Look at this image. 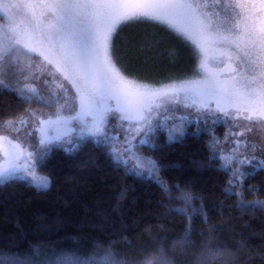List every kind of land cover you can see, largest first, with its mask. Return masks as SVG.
<instances>
[{"label": "snow or ice", "instance_id": "6c2138e0", "mask_svg": "<svg viewBox=\"0 0 264 264\" xmlns=\"http://www.w3.org/2000/svg\"><path fill=\"white\" fill-rule=\"evenodd\" d=\"M260 4L264 6V0ZM251 7L252 0H27L10 5L0 0V21H4L0 23V86L9 87L13 80L23 82L19 94L25 102L55 108L49 113L32 110L3 124L17 133L34 125L39 139L29 151L19 136L0 135L4 157L0 182L23 179L37 189H47L51 181L38 169L48 153L54 147L78 151L86 137L102 138L98 143L109 140L110 157L134 174L156 175V162L134 151L132 141L162 128L158 118L167 121L168 106L182 104L194 109L197 121L215 117L232 122L225 137L233 138L232 147L220 159L232 174L226 192L237 194L232 186L252 174L242 169L264 170V158L255 155L258 148L264 153V143L258 146L246 136L253 127H264V16L253 15ZM9 8L16 10L13 15H8ZM130 22L164 25L190 42L199 56L198 78L158 87L129 80L117 67L113 36L120 25ZM41 77L42 84L49 86L43 89L46 99L35 84ZM65 81L75 90L74 96H69ZM69 100L78 103V108L66 110ZM110 116L128 122L129 134L122 141L117 135V142H111ZM185 119L169 126V140L184 134ZM25 135L32 136V132ZM178 193L185 208L176 211L183 213L193 196L180 189ZM241 206L264 209V201L247 205L241 201ZM202 255L213 259L218 255L225 264L236 258L230 252L214 255L212 249ZM0 264L31 261L0 254ZM49 264L123 262L105 250L101 260L94 255L83 259L66 254Z\"/></svg>", "mask_w": 264, "mask_h": 264}, {"label": "trees", "instance_id": "16d2710c", "mask_svg": "<svg viewBox=\"0 0 264 264\" xmlns=\"http://www.w3.org/2000/svg\"><path fill=\"white\" fill-rule=\"evenodd\" d=\"M161 26L120 25L121 62L132 66L130 60H137L154 74L171 63L172 54L184 64L188 54L177 41L182 39ZM185 42L192 50L188 57H197ZM158 52L166 63L156 65ZM20 98L0 89V120L28 108ZM199 124L189 125L178 139L169 140L160 128L156 137L149 134L152 146H140V153L156 162V175L134 174L102 143L85 142L72 153L52 148L38 169L51 181L47 189L24 180L0 184V254L49 264L66 254L101 260L110 250L123 264H225L218 255H202L212 249L214 255L234 253L232 264H264V209L241 206V201H264V170H252L234 184L237 194L226 192L231 173L211 145L227 127ZM178 189L193 196L183 213L176 211L185 208Z\"/></svg>", "mask_w": 264, "mask_h": 264}, {"label": "rangeland", "instance_id": "374dc122", "mask_svg": "<svg viewBox=\"0 0 264 264\" xmlns=\"http://www.w3.org/2000/svg\"><path fill=\"white\" fill-rule=\"evenodd\" d=\"M21 2H27V0H2V3L4 5H10L12 3H21ZM15 11L16 10L9 8L8 9V15H13L15 13ZM250 11L253 15L264 16V6H262L260 4V0H252V7H251ZM17 19H19V17ZM3 22L4 21H0V23H3ZM132 23H136V22H130V23H127V25H130ZM147 23L151 24V22H147ZM160 28H163L166 32H168V34L171 33V30L168 29L164 25H162ZM122 32H123V30L118 32V37ZM134 32H135V30L130 31V33H134ZM116 35L117 34H115L113 36V45L115 48H116V41H118V38L116 37ZM135 35H137V34H135ZM114 40H115V42H114ZM177 41L179 43V46L186 48V52L188 54L185 57L186 60H185L184 64H182V65L180 64L182 62V61H180V57H178L175 54H172L171 59H170L171 63H169V65L168 64L162 65L161 71L160 72L156 71L155 72L156 74H154V73H149L148 68L141 69L140 63H137V60H134V59L130 60V63L132 66H130L128 64L125 65L124 63L121 62L119 54L117 53V55L119 57V60L117 61V67H119L121 69V72L123 73V75H125L129 80H133V81H136L138 83L150 84V85L157 86V87L160 84L169 83L173 80L179 81V80H185V79L198 78L197 73H198L199 56L194 57L193 59H192V57L189 58L188 56L192 55L191 46L189 44H187L184 40H177ZM160 55L158 52V55H156V57H155L156 59H158V61L156 62V65L166 63V61L162 58L163 56L161 57ZM37 59H39V58H37ZM159 61H160V64H159ZM139 69H141V70H139ZM157 73H159V74H157ZM43 79H44V77H41V80L35 81V84L39 89H41L42 95L46 99L48 94H47V92L43 91V89H45L49 86L42 84ZM48 79H51V78L48 77ZM22 83L23 82H21V84ZM21 84H17L16 81L13 80L9 87L0 86V89H2L4 91L8 90L10 93L17 95L19 98L21 97L20 98L21 100H24L23 96H21L19 94V88L21 87ZM64 84H65V87L68 89L69 96L70 97L74 96L75 90L71 88V85L68 84L66 81L64 82ZM50 87L55 89V85H50ZM26 103L28 104V108L26 110H24L21 114L14 116V118L24 116L26 113H28L32 110L42 111L44 113H49V112H52L55 110L54 107L45 106V104L43 102H31V103L26 102ZM74 107L78 108V103H73L71 100H69V103L67 105H65L66 110H70ZM168 107H169V111H168L167 115L170 117V119L165 121L162 118H158L159 122L163 125V127L160 129L164 130L167 134H168V128L170 125H172L173 123H175V124L181 123V120H180L181 117L186 118L183 121L184 131L189 125L194 124L195 126H197L199 124V122H206V123H209L211 125H214L215 127H216L215 123H223L227 127L226 134L230 130L231 123H232L231 121H225L223 119H216L215 117H212V118L207 119V120L201 119V120L197 121L196 120V113H195L194 109H192V108H184L182 104H180V105L172 104V105H169ZM14 118H12V119H14ZM5 122H6V120L5 121L0 120V135H8L11 137L19 136L20 142L30 151L31 150L30 145L35 144V142L38 141V139H39V133L35 131V126L30 125L29 128L22 129V131L20 133H17V132L11 131L10 129L4 128L3 124ZM154 123H155V121H154ZM198 127L203 128L202 125H200V124L198 125ZM108 129H109V137L112 138L111 139L112 143L117 142L115 139V137L117 135L119 136L120 140L122 141L124 136L129 134L128 122L127 121H123V122L119 121L118 119H116L112 116L109 117ZM28 131L32 132V136H26L25 135V133ZM150 134L153 135L154 137H156V135H157L156 131L154 133H150ZM226 134L223 137H220L218 139L216 138V140L219 141V144L212 143V145H211V150L213 152V156L218 158L219 160H221L220 157L227 154L232 147L231 140L233 138L231 136H228L227 139H225ZM77 135L78 134H74V137ZM246 136L251 141V143L259 146L261 143H264V127L255 126V127H253V130L251 132L246 133ZM180 137H181V135L178 136L177 139ZM141 139L148 140V143L140 144L139 141ZM150 139H151V137H144L143 135L137 136L136 139L132 141V144L135 146L134 151H138V154L141 155V153H140L141 147L140 146H142V145L152 146V142H150ZM99 140H102V138H88V137H86L83 141H80V143L83 144L85 142H90V141H92L93 143H97V144L102 143L105 145H107L109 143V140H103L102 142L98 143L97 141H99ZM58 148L63 149V147H58ZM241 151H243V148L241 149ZM255 155H257L260 158H264V153H262L259 150V148H258L257 152L255 153ZM142 157H147V156L145 155ZM3 159H4L3 153L0 152V160H3ZM221 162H222L221 163L222 166L224 168H226L224 162L222 160H221ZM226 169H228V168H226ZM244 170H247L249 172L252 171V169H248V168L242 169V171H244ZM14 180H23V179H14ZM242 180H238L239 183H241ZM7 181H10V180H7ZM7 181H4V182H7ZM24 181H26V180H24ZM1 183L2 182H0V184ZM33 187H35V186H33Z\"/></svg>", "mask_w": 264, "mask_h": 264}]
</instances>
